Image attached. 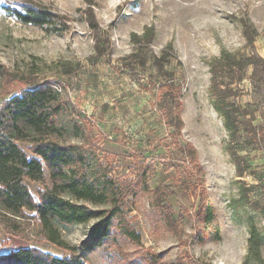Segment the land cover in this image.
<instances>
[{
  "label": "rangeland",
  "instance_id": "1",
  "mask_svg": "<svg viewBox=\"0 0 264 264\" xmlns=\"http://www.w3.org/2000/svg\"><path fill=\"white\" fill-rule=\"evenodd\" d=\"M28 2L58 14L56 23L25 24L5 10ZM222 51L264 57V0H0V63L8 72L0 74V105L28 82H53L66 102L65 118L78 120L83 130L65 139L83 146L97 140L96 153L111 162L110 174L128 193L125 219L139 239L115 225L86 264H255L245 262L243 252L248 226L263 230L264 190L252 192L230 174L226 146L232 142L246 157L250 149L264 151V142L231 140L213 108L209 64ZM251 71L246 68L240 87L233 85V98L254 109L259 121L264 73ZM138 161L147 169L136 179ZM25 182L37 198L42 183ZM207 201L219 240L204 221ZM93 222L69 225L62 237L78 244ZM40 228L34 211L0 216V254L33 247L69 255Z\"/></svg>",
  "mask_w": 264,
  "mask_h": 264
},
{
  "label": "trees",
  "instance_id": "2",
  "mask_svg": "<svg viewBox=\"0 0 264 264\" xmlns=\"http://www.w3.org/2000/svg\"><path fill=\"white\" fill-rule=\"evenodd\" d=\"M5 10L22 23L38 26L56 23L58 17L46 6L33 2ZM248 37L251 44L252 37ZM258 62L262 65L261 71ZM209 66L212 105L222 117L230 139L239 137L245 145H260L264 142V127L255 122L254 109L236 103L233 85L240 87V82L246 78V68L250 66V76L264 73V57H236L222 51ZM5 71L8 73L0 63V74ZM66 109V102L54 83L46 79L28 82L21 90L9 93L0 105V216L20 218L24 210L34 211L43 236L70 252L60 257L33 247H18L0 254V264H86L88 253L102 245L115 225L129 238L139 239V234L125 219L127 201L124 197L128 193L119 178L110 174L111 162H103L96 153L99 142L89 140V144L86 143L89 146H83L65 139L69 133L76 137L83 133L78 120L65 118ZM178 121L176 134L181 129V120ZM21 141L28 143L26 148L20 145ZM231 144H227L226 150L241 175L249 165H243L247 162L246 157ZM180 150L187 154V146H180ZM132 155L133 160L141 157ZM109 156L110 160H115L114 155ZM136 164V179L144 177L147 169L144 162ZM26 179L42 183L37 198L30 192ZM137 183L135 180L132 185ZM202 210L204 221L214 229V239L219 240V224L213 205L207 201ZM91 219L94 222L88 234L78 244H69L62 237L63 228ZM262 241L259 229L251 224L247 258L259 264H264L260 253Z\"/></svg>",
  "mask_w": 264,
  "mask_h": 264
},
{
  "label": "crops",
  "instance_id": "3",
  "mask_svg": "<svg viewBox=\"0 0 264 264\" xmlns=\"http://www.w3.org/2000/svg\"><path fill=\"white\" fill-rule=\"evenodd\" d=\"M258 118L259 121H257L256 119V123L264 127V113L259 114ZM262 146L263 145H260V147ZM247 153L248 156H246V159H248V165H249L248 169H245L241 175H238V173L236 172L235 163L233 161H230L229 163L230 174H232L235 179L237 178L242 181H246L250 185H252V192L256 191L257 188H259L260 191L262 189L264 190V151L260 149H256V150L250 149L249 152L245 151V154ZM260 182H262L263 185H258ZM261 223L263 224V230L260 229V233L263 237V241L260 245V253L262 258L264 259V216L263 215H261ZM255 225H257V223H255ZM248 238H249V226L246 235L247 246H245L243 252V257H245L244 259H246L248 255ZM245 262H254L255 264H259L256 260H251V259Z\"/></svg>",
  "mask_w": 264,
  "mask_h": 264
}]
</instances>
